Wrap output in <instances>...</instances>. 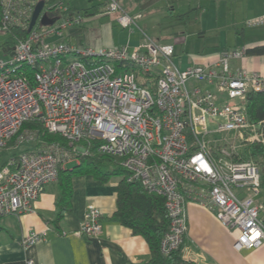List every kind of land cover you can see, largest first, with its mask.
<instances>
[{
  "label": "built area",
  "instance_id": "1",
  "mask_svg": "<svg viewBox=\"0 0 264 264\" xmlns=\"http://www.w3.org/2000/svg\"><path fill=\"white\" fill-rule=\"evenodd\" d=\"M37 3L0 0V33L28 31ZM53 7L62 16L59 22L38 30V19L27 37L6 52L7 58H0V151L13 139L17 145L35 142V130L21 131L24 123L34 121L70 147L81 140L99 141L95 151L117 157L128 181H139L163 198L169 220L160 242L163 255L182 248L187 200L208 206L224 227L238 230L236 250L263 244L262 206L255 200L261 192V168L239 158L237 149L264 146V120L249 122L245 111L248 95L264 92V70H230L229 60L243 58L245 49L209 65L180 69L173 61L174 46L157 44L145 34L131 49L52 43L50 38H61L66 27L82 22L79 13L63 15L67 7L62 0L44 7L42 14ZM106 12L117 14L122 28L137 26L138 16L128 15L116 0H108ZM244 25L263 26L264 16ZM69 54L79 59L64 63ZM126 64L154 77L153 92L141 86L146 78L139 81ZM71 152L41 142L16 157H0V218L33 213L44 186L56 182L58 166L71 160ZM236 188L251 195L241 198L233 192ZM100 218V210L88 205L74 233L94 239L101 232ZM44 236V231H29L18 245L26 252ZM24 263L34 264L31 258Z\"/></svg>",
  "mask_w": 264,
  "mask_h": 264
},
{
  "label": "crops",
  "instance_id": "2",
  "mask_svg": "<svg viewBox=\"0 0 264 264\" xmlns=\"http://www.w3.org/2000/svg\"><path fill=\"white\" fill-rule=\"evenodd\" d=\"M116 1L128 15L138 16L136 27H120L115 20L117 14L106 12L108 0H62L72 16L81 14L82 22L66 27L61 38L52 37L49 42L63 41L93 50L123 45L131 49L143 41L145 34L157 44L173 45L167 38L160 37L159 26L165 19L174 18L195 20L196 29L190 34H196L204 46L197 55L187 53L184 56L186 41L175 43L174 56L178 47L182 56L174 63L180 69L209 65L227 53L264 45V26L257 27L256 31H245L241 27L248 19L264 16V0ZM60 19L55 20L59 22ZM116 26L120 32L115 30ZM238 37L241 38L239 42ZM206 50L209 53L206 54ZM229 68L231 71L243 69L262 73L264 55L245 52L243 58L230 59ZM117 185L115 178L102 183L91 175L74 177L71 210L63 215L57 228L52 224L58 196L56 183L44 186L33 205V213L0 218V264H25L26 258H31L34 264H147L150 251L145 240L112 219L116 210ZM233 192L241 198L251 195L242 188ZM255 200L262 206L259 217L264 221L263 185ZM88 205H94L101 212V232L94 239L74 233L83 223ZM185 207L187 234L181 248L183 260L192 264H264V243L257 248L236 250L238 230L224 227L206 205L187 200ZM29 231H44L45 236L23 252L18 242Z\"/></svg>",
  "mask_w": 264,
  "mask_h": 264
},
{
  "label": "trees",
  "instance_id": "3",
  "mask_svg": "<svg viewBox=\"0 0 264 264\" xmlns=\"http://www.w3.org/2000/svg\"><path fill=\"white\" fill-rule=\"evenodd\" d=\"M40 1L44 3V7L46 8L55 5L59 0H38V2ZM47 15L53 19L62 17L54 7L51 9V12L47 13ZM63 15L72 16V13L67 9V13H64ZM83 15H87V12H83ZM6 34L8 35L7 38L1 43L4 52L12 50L16 41L26 38L28 31L27 29L11 28ZM246 53L249 55H264V45L246 50ZM119 66L120 65H117L116 67ZM127 68L132 71L134 69L130 64L125 65V69ZM26 72L30 77L32 74L31 70L27 69ZM138 74L140 73L137 72L136 75ZM140 76L143 75L140 74ZM143 77L146 79L141 86L147 87L153 92L154 77L151 75L149 76L151 79H148V76ZM245 111L249 122L254 123L264 120V92L249 94L245 105ZM23 129L36 131L34 148H36L41 142H46L59 144L65 150L71 148L72 151L70 162L58 166V175L55 182L58 196L55 203V216L52 222L53 226L57 228L63 215L71 210L72 179L74 177L91 175L96 181L102 183H107L115 178L118 179V185L116 210L112 219L129 228L132 234L141 236L145 240L150 251V259L147 264H192L190 261L183 260L180 249L173 251L168 255H163L161 253L160 242L164 234L167 232L169 225L163 198L148 191L139 181H128V172L120 165V160L117 157L99 154L95 151L99 145V141L81 140L72 144L70 147L66 139L56 134H49L37 121L24 123L21 131ZM13 141L14 140L8 145L11 146ZM8 145L0 151V157L2 160L4 150L7 149ZM78 147L83 148L85 152H80L78 150L73 151V149ZM246 149L247 150L244 152L245 157L243 159L253 160L256 163L261 161L263 167L261 173V186H264V147L256 145ZM31 150L24 149L23 151ZM23 151L11 156L16 157ZM259 158H261V160ZM3 162L4 161H2V164Z\"/></svg>",
  "mask_w": 264,
  "mask_h": 264
},
{
  "label": "rangeland",
  "instance_id": "4",
  "mask_svg": "<svg viewBox=\"0 0 264 264\" xmlns=\"http://www.w3.org/2000/svg\"><path fill=\"white\" fill-rule=\"evenodd\" d=\"M48 12H51V11H48ZM194 18L197 19L198 16L197 17L194 16ZM251 19H253V18H251ZM248 20H250V19H248ZM248 20H246V21H248ZM246 21H244L242 23V26H241V27H243L245 29V31H248L249 29H250V31H256V30H258L257 27H259V26L251 27V28L245 27L244 24H245ZM133 27H136V26H133ZM44 28L45 27H43V26L40 25L38 27V30H42ZM195 29H196L195 20H189V21L184 20V21H180V20H177V19H174V18L173 19H170V20L169 19H165L162 22V24L159 26V30L161 31L160 37L167 38V40L169 41L168 43H173V45L175 47H177L175 43L179 44L181 42L186 41L187 47L185 48V51L186 52H185V55L184 56H186L187 53H188V55H192V53H194L193 55H197V53L201 51L200 49L204 48L203 44L200 43V40L198 39V36L196 34L195 35L194 34H190V33L194 32ZM115 30H117V31L120 32L121 29H119L116 26L115 27ZM239 30H240V27H239ZM125 32L128 33V31H125ZM7 36L8 35L6 33H0V58H2V59L7 58V53L4 52L3 48L1 47V43L5 41V39L7 38ZM211 39L213 40V38H211ZM240 40H241V38L238 37L237 42H239ZM207 43H209V42H207ZM179 49H180V47L176 48V51H175L176 53H175V56L173 57V61L174 62H178V58L180 56H182ZM208 51L209 50H206L205 53L206 54L209 53ZM211 52H213V51H211ZM73 55L74 54H69L68 57L64 59V63L66 61H70V60H74V59H76V60L79 59L76 55H74V56ZM133 72H136V69L135 68L133 69ZM138 77H139L138 78L139 81H141L143 79V76H140V74H138ZM24 130L25 129H23V131ZM23 131H22V133H23ZM36 144H35V147H36ZM251 146H255V145H245V146H243L241 148L239 147L237 149L238 157L241 158V159H243L245 157L244 156L245 155L244 152L247 150L246 148L251 147ZM13 147H15V148H13ZM33 148H34V142H32V141L25 142L23 144L17 145L16 141L14 140L13 143L11 144V146L8 145L7 149L4 150L3 160L6 157H9V156H11V155H13L15 153H18V152L23 151L24 149H30L31 150ZM75 150H78L80 152L81 151H84V149L81 148V147H78ZM259 159L261 160V158H259ZM251 161H253V160H251ZM69 162H67V163H69ZM253 162H255V161H253ZM67 163H65V164H67ZM257 164L260 166L261 173H262L263 167H262L261 161H258Z\"/></svg>",
  "mask_w": 264,
  "mask_h": 264
},
{
  "label": "water",
  "instance_id": "5",
  "mask_svg": "<svg viewBox=\"0 0 264 264\" xmlns=\"http://www.w3.org/2000/svg\"><path fill=\"white\" fill-rule=\"evenodd\" d=\"M43 8H44V3L42 1L38 2L31 16L28 31H31L32 27L36 24L38 19H39V24L43 27H50L56 22L55 19L50 18L47 14H42Z\"/></svg>",
  "mask_w": 264,
  "mask_h": 264
}]
</instances>
